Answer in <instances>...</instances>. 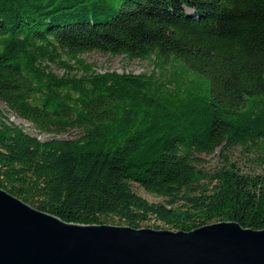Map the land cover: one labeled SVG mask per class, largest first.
Here are the masks:
<instances>
[{"label":"trees","instance_id":"16d2710c","mask_svg":"<svg viewBox=\"0 0 264 264\" xmlns=\"http://www.w3.org/2000/svg\"><path fill=\"white\" fill-rule=\"evenodd\" d=\"M93 50L160 74L99 73L78 56ZM0 103V187L40 210L78 224L264 228V0H0ZM9 114L81 133L40 140ZM235 147L261 170L242 172ZM216 148L223 164L205 170L199 155Z\"/></svg>","mask_w":264,"mask_h":264},{"label":"water","instance_id":"95a60500","mask_svg":"<svg viewBox=\"0 0 264 264\" xmlns=\"http://www.w3.org/2000/svg\"><path fill=\"white\" fill-rule=\"evenodd\" d=\"M0 264H264V228L78 224L0 187Z\"/></svg>","mask_w":264,"mask_h":264},{"label":"rangeland","instance_id":"374dc122","mask_svg":"<svg viewBox=\"0 0 264 264\" xmlns=\"http://www.w3.org/2000/svg\"><path fill=\"white\" fill-rule=\"evenodd\" d=\"M80 58L84 59L86 63L93 64L95 71L99 73L107 72V71H116L117 73H133V74H141V73H150L155 69V73L160 74V69L154 68V66L148 63L143 59H129L123 54L112 55L109 53L101 52L98 50H93L90 52L82 53L78 55ZM71 64H74L73 61H70ZM52 70L61 75L63 73V69L56 64L51 65ZM82 71H79L78 74H81ZM0 106L3 105L0 103ZM9 119L15 124L22 126L23 129L29 133L30 135L36 136L40 140H47L52 137L57 138H72L78 136L81 132L79 129H69L59 135H54L51 133L40 132L39 130L32 127V125L18 117H15L11 114L8 115ZM229 158L232 162H235L236 165L240 168L242 172H259L261 170L258 160L256 157H253V154L247 150L241 149V147L233 148L229 153ZM204 162L201 163V166L205 168V170L211 171L212 169L221 166L223 164L222 157L219 156V148L211 154H201L199 155ZM132 188L139 195L145 197L149 201L153 202H164V198L152 195L146 192L143 188L138 186L136 183H131ZM142 224V227H151V228H167L162 222L152 218L149 221H145Z\"/></svg>","mask_w":264,"mask_h":264}]
</instances>
